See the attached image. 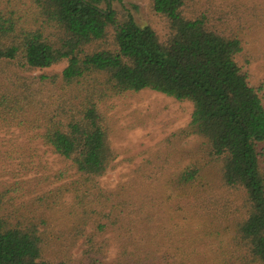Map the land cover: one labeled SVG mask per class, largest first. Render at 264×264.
Masks as SVG:
<instances>
[{
  "label": "trees",
  "instance_id": "obj_1",
  "mask_svg": "<svg viewBox=\"0 0 264 264\" xmlns=\"http://www.w3.org/2000/svg\"><path fill=\"white\" fill-rule=\"evenodd\" d=\"M129 6L0 0V125L63 162L1 182L0 264H264V79L249 70L264 0H150L162 33ZM143 90L190 102V121L104 187L129 149L112 146L101 105ZM207 168L238 193L234 225L206 220Z\"/></svg>",
  "mask_w": 264,
  "mask_h": 264
},
{
  "label": "rangeland",
  "instance_id": "obj_2",
  "mask_svg": "<svg viewBox=\"0 0 264 264\" xmlns=\"http://www.w3.org/2000/svg\"><path fill=\"white\" fill-rule=\"evenodd\" d=\"M122 1L131 9L134 6H129L130 4L136 5L134 14L140 24H149L158 33L163 32V23L150 10V0ZM200 4L199 1L197 5ZM197 5H193L192 9L197 10ZM114 6L119 7V4L115 2ZM253 44L258 45L256 42ZM95 47L91 45L87 50L91 51ZM65 65L61 63L44 71L60 73ZM249 70L252 81L258 84L264 79V60L255 61L249 66ZM101 108L108 113L111 120L112 146L118 151L129 149V154L121 152L113 167L102 178V185L108 188H113L120 181L125 180V175L130 172L135 163L141 162L140 155L143 152L148 149L156 150L165 139L183 129L189 123L192 113L190 102H180L150 90L124 94L105 102ZM183 144L184 142H181L179 146ZM262 151L264 152V145ZM130 159L133 161L131 164L128 162ZM261 163L264 167V157ZM62 165L63 162L57 155L35 139L32 132L0 125V185L5 179L12 180V177L27 181L42 173L50 175L51 171H55ZM203 183L204 186H200L201 192L196 195L203 198L204 207L207 209L206 220L214 226L234 225L232 219L237 215L236 207L240 205L238 201L240 198L234 194L238 193H231L224 189L215 170L208 168L205 170ZM110 254H113V250Z\"/></svg>",
  "mask_w": 264,
  "mask_h": 264
}]
</instances>
